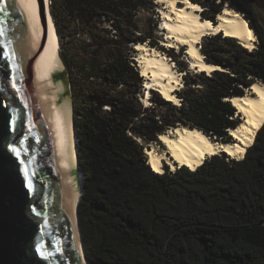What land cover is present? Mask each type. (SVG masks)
<instances>
[{
  "label": "trees",
  "instance_id": "16d2710c",
  "mask_svg": "<svg viewBox=\"0 0 264 264\" xmlns=\"http://www.w3.org/2000/svg\"><path fill=\"white\" fill-rule=\"evenodd\" d=\"M192 1L212 22L226 5L236 10L260 44L249 51L234 38L205 37V60L222 70L190 75L179 68L180 105L152 90V107L141 101L144 79L135 63L136 44L160 49L158 22L144 33L137 21L144 11L156 16L152 0L51 1L69 65L87 264H264V125L240 161L223 153L195 171L166 167L157 174L145 154L179 126L231 142L229 130L239 121L225 99L264 84V26L254 6L264 0Z\"/></svg>",
  "mask_w": 264,
  "mask_h": 264
},
{
  "label": "water",
  "instance_id": "95a60500",
  "mask_svg": "<svg viewBox=\"0 0 264 264\" xmlns=\"http://www.w3.org/2000/svg\"><path fill=\"white\" fill-rule=\"evenodd\" d=\"M30 23L21 0H0V264H87Z\"/></svg>",
  "mask_w": 264,
  "mask_h": 264
},
{
  "label": "bare ground",
  "instance_id": "6f19581e",
  "mask_svg": "<svg viewBox=\"0 0 264 264\" xmlns=\"http://www.w3.org/2000/svg\"><path fill=\"white\" fill-rule=\"evenodd\" d=\"M161 5L162 30L167 37L163 45L167 48H187L190 72L207 75L221 67L209 64L201 52V43L207 36L223 34L224 37L236 39L244 48H256L259 43L255 31L236 10L223 8L214 25L210 20L202 19L203 7L192 0H153ZM25 13L30 17V30L35 50L46 82L48 94L57 119L65 156L69 168L74 213L81 196L80 181L77 177V147L71 119V107L68 73L60 53L62 49L56 36V26L50 11V0H21ZM148 44H136L139 52L140 75L147 82L144 92L151 96L156 90L162 98L179 104L177 87L184 73L178 71L173 62L158 49ZM182 83V82H181ZM145 97H142V101ZM237 109L235 117L242 122L230 129L234 139L229 143H217L197 128L176 127L173 133L160 135L159 140L167 146V152L158 151L154 146L146 148L148 164L157 174L165 173L166 167L175 172L182 167L191 171L201 167L205 160L223 153L233 160H243L247 150L254 144L257 133L264 125V84L255 82L244 96L226 98ZM150 101V100H149ZM175 104V105H178ZM76 216V215H75Z\"/></svg>",
  "mask_w": 264,
  "mask_h": 264
},
{
  "label": "rangeland",
  "instance_id": "374dc122",
  "mask_svg": "<svg viewBox=\"0 0 264 264\" xmlns=\"http://www.w3.org/2000/svg\"><path fill=\"white\" fill-rule=\"evenodd\" d=\"M51 1L52 0H50V11H51ZM54 2L55 3H57V4H61L62 3V0H54ZM152 3L156 6V8H153L152 10H154L155 11V14H156V16L155 17H153V15L151 14V13H148L147 11H144V12H141V13H139V15H138V17H137V21H138V23H139V25H141V27H142V29H143V32L144 33H148V32H151V29H152V21H156V22H158V26H157V31L156 32H154L153 34L154 35H156L157 37H158V39H159V44H158V47L160 48V49H158V50H160L162 53H164L165 54V56L166 57H169V60L171 61V62H173L172 63V65H174L175 66V68L178 70V71H180L179 70V68H187V71L190 73V75H195L196 73H192V72H190V70H189V68H190V64L188 63V57H187V48L186 47H182V48H180V49H178V48H176V49H173V48H167V47H165L164 45H163V43H164V40H166V37H167V35H166V33L162 30V24H163V21H162V10L160 9V7H162L161 5H158V4H156L153 0H152ZM254 6H255V9L257 10V12H258V14H259V17H260V23L264 26V2H262V1H256L255 3H254ZM156 9H157V11H156ZM159 12V13H158ZM202 12V11H201ZM201 12H200V14H201ZM219 15V14H218ZM243 17V16H242ZM201 18L203 19V17H202V15H201ZM217 18H218V16L216 17V19H215V22L217 23ZM215 22H213V24L215 23ZM248 23V22H247ZM249 25V24H248ZM219 35V34H218ZM223 37H224V35L223 34H221ZM216 36V35H215ZM207 37H211V36H207ZM225 38V37H224ZM60 44V43H59ZM141 44V43H140ZM143 44H148V43H143ZM204 44V41L201 43V45H200V47L202 48V45ZM260 44V41H259V43H257L256 44V47L258 46ZM148 45H150V44H148ZM150 47H153V46H150ZM154 48V47H153ZM155 49V48H154ZM247 49V48H246ZM169 50H173V52L176 54V59H174V58H171L169 55H168V51ZM247 50H249V49H247ZM253 49H251V50H249V51H252ZM137 53H139V52H136L135 53V55H136V61H135V63H136V66H138V64H140L139 63V54H137ZM205 58V57H204ZM67 60V59H66ZM67 63H68V61H67ZM181 72V71H180ZM181 73H184V72H181ZM199 74V73H198ZM184 75H185V73H184ZM184 75H183V77H182V81H180V85L177 87V91H180V90H182L183 88H184ZM206 75H207V73H206ZM142 77V76H141ZM144 79V84H143V87L145 86L146 87V85H147V82H145V78H143ZM182 82V83H181ZM69 87H70V83H69ZM247 90L248 89H246V91H245V94H247ZM144 91V90H143ZM154 91H156V90H154ZM176 91V92H177ZM68 95H69V93H68ZM70 96V95H69ZM151 96H152V93H151ZM151 96H149V95H147L145 92H144V97H145V100L144 101H142V99H141V101H142V103H143V105L144 106H149V107H152L151 105H152V102H151V100H150V98H151ZM69 100H70V107H71V119H72V124H73V129H74V134H75V143H76V147H77V137H76V130H75V119H74V108H73V101H72V99L71 98H69ZM150 100V101H149ZM167 101V100H166ZM168 102H171V101H169L168 100ZM179 102V104L177 103V102H171L173 105H175V104H178V106L180 105V101H178ZM237 119H238V121H239V124L242 122V118L241 117H236ZM180 127H183V126H180ZM173 129L174 128H171V129H169V130H167L165 133H169V132H171V133H173ZM229 137L232 139V137L230 136V134H229ZM160 138V137H159ZM232 142V141H231ZM220 143V142H219ZM224 143V142H223ZM151 146H154L153 147V149L155 148L156 150H158V151H164V152H167L168 153V149H167V146L165 145V144H162L161 142H160V140L158 139V142H155L154 144H152ZM150 146V147H151ZM149 147V148H150ZM146 150V149H145ZM225 156V155H224ZM227 156V155H226ZM170 170V169H169ZM76 173H77V177H78V179H79V181H80V186L82 185V174H81V172H80V166H79V159H77V170H76ZM81 193H82V186H81Z\"/></svg>",
  "mask_w": 264,
  "mask_h": 264
},
{
  "label": "snow or ice",
  "instance_id": "6c2138e0",
  "mask_svg": "<svg viewBox=\"0 0 264 264\" xmlns=\"http://www.w3.org/2000/svg\"><path fill=\"white\" fill-rule=\"evenodd\" d=\"M13 151H15V150H13Z\"/></svg>",
  "mask_w": 264,
  "mask_h": 264
}]
</instances>
